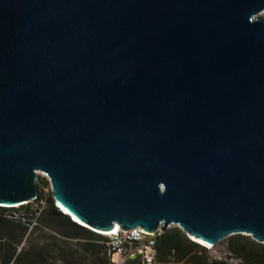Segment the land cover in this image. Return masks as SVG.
<instances>
[{
    "label": "water",
    "instance_id": "water-1",
    "mask_svg": "<svg viewBox=\"0 0 264 264\" xmlns=\"http://www.w3.org/2000/svg\"><path fill=\"white\" fill-rule=\"evenodd\" d=\"M262 12L264 0H0V207L35 201L42 173L92 232L264 245Z\"/></svg>",
    "mask_w": 264,
    "mask_h": 264
},
{
    "label": "trees",
    "instance_id": "trees-1",
    "mask_svg": "<svg viewBox=\"0 0 264 264\" xmlns=\"http://www.w3.org/2000/svg\"><path fill=\"white\" fill-rule=\"evenodd\" d=\"M41 201L42 195L38 193L35 201L19 207H0L1 264H44L49 261L48 257L55 259L59 262L58 264H109V256L105 247L107 238L71 221L69 216L57 210L51 198L47 200L48 209L43 216L45 215V219L56 224L61 237L52 236L50 239L42 240V245L27 241L19 251H16L17 243L14 245V242H5V239L10 237L8 231L13 232L23 224L28 225L32 218L40 212L35 205ZM74 238L84 240L80 244L81 250L77 249V244L73 246L65 240ZM237 238L243 241L249 240V237L243 235H237ZM250 243L256 250L245 248L242 244L231 248V251L242 262L264 264V245L251 241ZM156 249L158 264H179L182 261V264H208L206 261L195 262L192 257L187 258L191 252L203 248L188 240L177 227H171L156 237ZM27 254L29 256L25 257ZM127 264L137 263L133 261Z\"/></svg>",
    "mask_w": 264,
    "mask_h": 264
},
{
    "label": "rangeland",
    "instance_id": "rangeland-1",
    "mask_svg": "<svg viewBox=\"0 0 264 264\" xmlns=\"http://www.w3.org/2000/svg\"><path fill=\"white\" fill-rule=\"evenodd\" d=\"M257 18L264 20V12L257 15ZM36 186H37V192L42 195V201L36 204L40 209V212L37 213V215L32 218V221L26 225L23 224L19 228L14 229L13 232L8 231L10 237L5 239V242H14L17 243V249L16 251H19L22 249V246L26 244V242H35L38 245H42V240L50 239L52 236L61 237L59 235V230L56 224L52 223L48 219H45V215L43 216V213L48 209L47 207V200L51 197V188L48 180L42 173L37 174V180H36ZM55 206V205H54ZM60 211L59 209H57ZM61 212V211H60ZM71 220V218H70ZM244 236V235H243ZM63 238V237H62ZM73 246L76 245L77 249L81 250L80 244L83 242V239L80 238H74V239H65ZM251 242L256 243L252 241L250 238L249 240L243 241L239 240L237 238V235L228 236L224 239H222L220 242H218L213 247L198 249L195 252H191L187 258L192 257L195 262L198 261H206L208 264H250L242 262L239 258L236 257L235 254L231 251V248H235L236 246L242 245L245 246V248H254L251 245ZM3 242V243H5ZM101 245V243H98ZM258 244V243H256ZM256 250V249H255ZM29 256L28 254L25 256ZM49 258V261L44 262V264H58L59 262H56L55 259ZM82 259V258H81ZM180 262L179 264H182ZM1 264V262H0ZM127 264V263H125Z\"/></svg>",
    "mask_w": 264,
    "mask_h": 264
},
{
    "label": "built area",
    "instance_id": "built-area-1",
    "mask_svg": "<svg viewBox=\"0 0 264 264\" xmlns=\"http://www.w3.org/2000/svg\"><path fill=\"white\" fill-rule=\"evenodd\" d=\"M106 235L105 247L109 256V264H158L156 237L161 233L148 235L139 228L110 231Z\"/></svg>",
    "mask_w": 264,
    "mask_h": 264
},
{
    "label": "bare ground",
    "instance_id": "bare-ground-1",
    "mask_svg": "<svg viewBox=\"0 0 264 264\" xmlns=\"http://www.w3.org/2000/svg\"><path fill=\"white\" fill-rule=\"evenodd\" d=\"M66 213V212H65ZM73 221H75V222H77L76 220H73ZM118 227L117 226H115L114 228H113V230H115V229H117ZM112 230V231H113ZM101 234H103V235H108V234H110L111 232H100ZM195 241V240H194ZM195 242H197V243H199L200 245H202V246H205V247H207V248H209L208 246H206V245H204V244H202V243H200V242H198V241H195Z\"/></svg>",
    "mask_w": 264,
    "mask_h": 264
},
{
    "label": "clouds",
    "instance_id": "clouds-1",
    "mask_svg": "<svg viewBox=\"0 0 264 264\" xmlns=\"http://www.w3.org/2000/svg\"><path fill=\"white\" fill-rule=\"evenodd\" d=\"M72 221V220H71ZM74 222V221H73ZM94 233H97V232H94ZM97 234H100V235H102V236H105L106 237V235H103V234H101V233H97Z\"/></svg>",
    "mask_w": 264,
    "mask_h": 264
}]
</instances>
